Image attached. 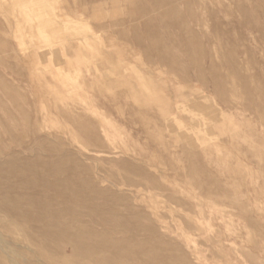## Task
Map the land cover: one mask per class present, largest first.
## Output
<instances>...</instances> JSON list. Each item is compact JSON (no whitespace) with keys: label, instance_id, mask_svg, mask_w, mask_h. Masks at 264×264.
<instances>
[{"label":"rangeland","instance_id":"1","mask_svg":"<svg viewBox=\"0 0 264 264\" xmlns=\"http://www.w3.org/2000/svg\"><path fill=\"white\" fill-rule=\"evenodd\" d=\"M0 264H264V0H0Z\"/></svg>","mask_w":264,"mask_h":264}]
</instances>
